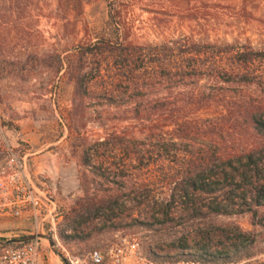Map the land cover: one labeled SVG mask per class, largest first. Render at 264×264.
I'll list each match as a JSON object with an SVG mask.
<instances>
[{
  "label": "rangeland",
  "instance_id": "obj_1",
  "mask_svg": "<svg viewBox=\"0 0 264 264\" xmlns=\"http://www.w3.org/2000/svg\"><path fill=\"white\" fill-rule=\"evenodd\" d=\"M80 1L81 8L77 0H0V169L14 153L25 164V178L55 204L52 216L41 212L47 218L39 234L54 244L42 239L43 263L62 264L64 251L81 256L108 249L124 235L164 258L182 254L174 247L187 241L226 253L233 264H264L258 225L264 209L256 220L249 214L189 220L188 207L171 205L180 178L139 164L134 152L141 147L133 140L96 147L93 161L103 163L105 178L83 163L110 134L127 131L137 139L132 125L140 107L159 101L179 110L218 86L213 75L231 55L217 44L263 47L264 0ZM183 72L195 76L187 86L173 84ZM151 145L144 149L161 159ZM48 153L53 171L37 174L51 164L39 160ZM27 219L18 230L0 227V241L32 236ZM225 233L238 250L221 237Z\"/></svg>",
  "mask_w": 264,
  "mask_h": 264
},
{
  "label": "trees",
  "instance_id": "obj_2",
  "mask_svg": "<svg viewBox=\"0 0 264 264\" xmlns=\"http://www.w3.org/2000/svg\"><path fill=\"white\" fill-rule=\"evenodd\" d=\"M77 1L81 8V1ZM217 47L227 54L224 56L231 55L227 60L230 64H221L213 75L218 86L205 88L198 98L186 101L179 110L159 101L154 107H140L132 125L136 126L139 137L135 139L127 131L110 134L89 150L93 154L87 152L84 166L105 178L103 163L99 166L93 161L96 147L109 145V141L133 140L141 147L134 152L139 156V164L160 166L163 175L171 171L173 180L180 178L179 183L174 182V190L179 195L177 199L171 197V205L188 207L189 220L244 214L260 219V211L264 209V46L253 49L250 45L217 44ZM63 68L61 65L58 72ZM206 72L203 70L201 74L205 76ZM192 76L195 74H176L180 81L175 79L172 83L183 82L187 86ZM137 94L142 100L143 89ZM148 142L166 157L160 155L161 159L156 160L155 151L144 149ZM168 156L173 160H167ZM164 215L165 222H170V213ZM258 225L264 229V220L258 221ZM227 235L221 237L238 250L232 243L235 239ZM62 238L78 241V237L71 235H62ZM174 249L182 254L174 258L149 256L160 261L184 258L202 263L233 264L231 256L211 253L208 246L194 248L186 241Z\"/></svg>",
  "mask_w": 264,
  "mask_h": 264
},
{
  "label": "built area",
  "instance_id": "obj_3",
  "mask_svg": "<svg viewBox=\"0 0 264 264\" xmlns=\"http://www.w3.org/2000/svg\"><path fill=\"white\" fill-rule=\"evenodd\" d=\"M5 165L0 169V217L21 219L25 212L32 217V233L36 236L45 229L46 218L41 212L52 216L55 204L27 180L25 164L10 152ZM53 223V221H52ZM54 224L52 229L54 230ZM42 239L12 245L0 244V264H44ZM62 264H215L191 259L155 260L147 254L139 242L124 235L108 249H96L81 256L62 254ZM228 264V263H224Z\"/></svg>",
  "mask_w": 264,
  "mask_h": 264
},
{
  "label": "crops",
  "instance_id": "obj_4",
  "mask_svg": "<svg viewBox=\"0 0 264 264\" xmlns=\"http://www.w3.org/2000/svg\"><path fill=\"white\" fill-rule=\"evenodd\" d=\"M4 129V131H6V129L5 128H3ZM9 142L10 141H3V144H6V145H8L9 144ZM16 142H22V141H16ZM24 142V141H23ZM44 145H41V151H40V153L42 154L43 152H44ZM36 154H38V153H36ZM35 155V154H34ZM49 155H51V154H46V155H42V156H40V158H39V160H41V159H43V158H49L50 160H51V164L50 165H48L46 168L45 167H43V166H41V168H45L44 170L43 169H41V171H38L39 173H37V174H42V173H51L52 171H53V169H54V167H53V164H54V156L53 155H51V156H49ZM30 155H28L27 156V158L29 157ZM51 157H53V158H51ZM56 158V157H55ZM25 159H26V156H25ZM40 167H38V169H39ZM26 176V175H25ZM27 177V176H26ZM31 216V213L30 212H25L24 213V215H23V218L22 219H15L14 220V218H13V220L12 219H9V218H7V219H3L4 217H0V227L1 228H3L2 230H6V228L7 229H13V230H18V229H21V228H23V227H25V226H27L26 224L28 223V219H27V217L28 216ZM6 233H13V232H8V231H6Z\"/></svg>",
  "mask_w": 264,
  "mask_h": 264
},
{
  "label": "water",
  "instance_id": "obj_5",
  "mask_svg": "<svg viewBox=\"0 0 264 264\" xmlns=\"http://www.w3.org/2000/svg\"><path fill=\"white\" fill-rule=\"evenodd\" d=\"M36 239H48L51 243V246H54L51 239H49L47 236L40 235V234L36 235V236L24 237V238H20V239H13V240L8 241L6 243H3L2 241H0V244L1 245H12V244H19V243H28V242L35 241Z\"/></svg>",
  "mask_w": 264,
  "mask_h": 264
}]
</instances>
